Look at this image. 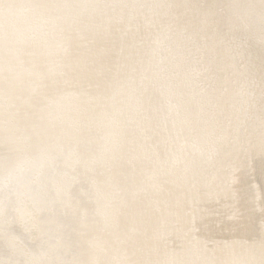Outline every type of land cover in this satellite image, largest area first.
Instances as JSON below:
<instances>
[{
  "label": "bare ground",
  "instance_id": "1",
  "mask_svg": "<svg viewBox=\"0 0 264 264\" xmlns=\"http://www.w3.org/2000/svg\"><path fill=\"white\" fill-rule=\"evenodd\" d=\"M0 264H264V0H0Z\"/></svg>",
  "mask_w": 264,
  "mask_h": 264
}]
</instances>
